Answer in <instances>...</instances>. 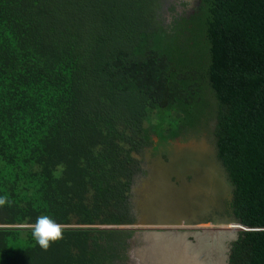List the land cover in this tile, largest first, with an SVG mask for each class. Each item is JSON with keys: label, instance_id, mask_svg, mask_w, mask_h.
Masks as SVG:
<instances>
[{"label": "trees", "instance_id": "1", "mask_svg": "<svg viewBox=\"0 0 264 264\" xmlns=\"http://www.w3.org/2000/svg\"><path fill=\"white\" fill-rule=\"evenodd\" d=\"M205 127L258 228L229 264H264V0H0V264H127L135 229L100 226L136 222L145 147Z\"/></svg>", "mask_w": 264, "mask_h": 264}, {"label": "rangeland", "instance_id": "2", "mask_svg": "<svg viewBox=\"0 0 264 264\" xmlns=\"http://www.w3.org/2000/svg\"><path fill=\"white\" fill-rule=\"evenodd\" d=\"M212 129L213 127L209 128H201V131H191L188 133L183 134V136L179 137L177 140H173L171 143V151H170V163H166L165 165H169V167H175L178 166L179 164H184V167H189L188 169L185 168L186 170H182L181 173H176L172 169V171H169V173L166 174V180L161 177L159 179V170L155 168V166L159 168V163L161 165V171L162 167L164 166L163 160L166 161V159L162 156L161 154V162L156 160H159L158 156V151H152L148 150L147 152V162L149 161V166L151 167V178L149 176L144 177L141 179L134 187H133V195H132V207H133V212L135 211V216L137 217L136 222L132 225L135 226V232L132 238L130 239V250H129V260L127 264H161V241H157L156 236L155 239L151 237V235L154 232H147L148 230H154L153 228L156 227H161L160 229L162 231L168 232V233H174L171 232L173 230L175 231H182L180 232L181 234L187 233L190 229H184L186 228H209V227H229L232 225L233 222L226 223L229 219L233 218V212L231 208V202H232V196H233V185L228 179L227 172L224 169V166L220 162L218 156H217V150H216V145H215V140L214 136L212 134ZM163 149H161L162 151ZM190 155L192 157H195L197 159H192L190 156L186 158L187 155ZM159 157V158H158ZM186 159V160H185ZM185 160V161H184ZM207 162H205V161ZM192 161H196L198 163V166L203 167L207 164L213 165V169L216 172L218 178L222 180L224 183V195H223V204L224 208L219 210V208L216 210H213L214 214H206L203 218H201L200 222H197L195 224H192L193 221L191 222V225H186L184 223L180 224H161V220H157L155 218V221L148 220V217L145 213V206L143 204L145 202H148L149 204L154 205L156 208L160 209L161 203L158 204V206L155 204V201H152L153 196L155 194H158L159 187L161 188V193L164 189H167L168 191L163 192L162 194L164 196H167L168 193L170 192H176V189L180 188L182 185L185 187L191 183L194 182V173L193 171L189 170L190 166L189 163ZM156 163V164H155ZM176 163V164H175ZM201 165H200V164ZM178 164V165H177ZM163 165V166H162ZM203 165V166H202ZM168 172V171H167ZM205 174L201 173V176L203 177ZM174 176V177H173ZM162 180V181H161ZM164 182V185H163ZM148 184H153L154 187L156 188L155 191H150L147 193V186ZM165 186V188H162ZM151 193V195H150ZM148 194V195H147ZM146 198H148L146 200ZM153 207V206H151ZM150 207V208H151ZM154 207V211L150 209L151 213H156ZM158 210V211H159ZM149 210H147L148 212ZM159 213H161L159 211ZM208 213V212H207ZM216 215V217H215ZM214 217L217 219L218 218V223L215 222ZM222 221V223H221ZM190 224V223H187ZM163 227V228H162ZM236 227V225H235ZM149 228V229H148ZM194 230V229H193ZM156 233V232H155ZM167 234V233H164ZM161 235V234H158ZM192 234L188 235V238L190 239ZM194 238L192 237L191 240ZM156 240V243L154 241ZM153 242V243H152ZM160 243V244H159ZM152 244V245H151ZM155 244V245H154ZM160 245V246H159ZM151 246V247H150ZM154 246V248L152 247ZM156 251V252H154ZM154 252V253H153ZM160 254H159V253ZM156 254V255H154ZM219 254H215V257L211 259L215 260ZM208 256V255H207Z\"/></svg>", "mask_w": 264, "mask_h": 264}, {"label": "bare ground", "instance_id": "3", "mask_svg": "<svg viewBox=\"0 0 264 264\" xmlns=\"http://www.w3.org/2000/svg\"><path fill=\"white\" fill-rule=\"evenodd\" d=\"M189 166H190V169L194 171V175H195L193 184L179 191L170 192L168 193L167 196H164L162 193L168 190L167 189L163 190L161 193V198H160L161 199V206H160L161 210H159L154 205L149 204L147 202V205L149 207H146V209L149 211L147 212V210L145 209V213L149 221L150 220L155 221V218H156L157 220L159 219L161 220V224L191 223L192 221L196 219L204 217L207 214V212L210 210L209 208L211 207V205H214V206L218 205V199H220L221 194L224 193L225 189L223 185L224 183L222 182V180L218 178L216 172L213 169V165L207 164L203 168V167L198 166V163L196 161H192L189 163ZM182 168L188 169L189 167H182ZM179 170H181V168ZM201 173L206 175V180H205L206 183L202 182L203 180L201 179L202 177ZM148 185L149 186H147V189H149L150 191L156 190L154 185L152 184H148ZM163 185H164V182H163ZM205 186H208V189H206ZM195 192L196 194L194 195ZM207 192L208 194L211 195L212 200L208 199ZM150 197L151 196H149L148 198L152 202V199H151L152 197L151 198ZM148 198H146V200ZM155 204L158 206L159 203L156 202ZM154 207H155L156 213L150 214L149 213L151 212L150 209ZM158 210L161 213H159ZM230 226L235 227V225L233 224ZM156 236H160V237H157V241H161V264H222V260H221L222 257L212 260L210 257L206 256L205 251H207V246H205L206 244H204L203 246L201 245L205 243L206 240L205 238L203 240V237L201 236H200V240L198 241V244L195 245V247L191 246L188 243L189 238H188L187 233L185 234L167 233V234H161V235H158V233H153L151 235L153 239H155ZM219 240H222V238L220 237ZM154 243H156V240L154 241ZM199 245L201 246L198 247ZM152 247L154 248V246Z\"/></svg>", "mask_w": 264, "mask_h": 264}, {"label": "flooded vegetation", "instance_id": "4", "mask_svg": "<svg viewBox=\"0 0 264 264\" xmlns=\"http://www.w3.org/2000/svg\"><path fill=\"white\" fill-rule=\"evenodd\" d=\"M179 138V137H178ZM178 138H175V139H173V140H177ZM173 140H170L169 141V143H167V144H165V145H158V140L157 139H155V141H154V143L151 145V146H148V147H145V149H144V154H143V162H142V165H141V167H142V171H141V173L139 174V175H137V177H136V179H135V183L133 184V187L141 180V179H143L144 177H147V176H149L150 178H151V173L153 172V171H151V167L149 166V161L147 162L146 160L148 159L147 158V152H148V150H152V151H158V156L160 157H158L159 158V160H156L155 162L157 163V161H160L161 162V154H162V156L166 159V161H164L163 160V164H164V166L162 167V171H161V165H160V163H159V168H158V166L156 167L155 166V168L156 169H158L159 170V175H158V177H159V179H161V177L163 178V179H165L166 180V174L167 173H169V171H172V169L174 170V172H176V173H181L182 172V170H186V169H184V168H182V167H184L185 165L184 164H177L178 166H176L175 167V165H174V167H169L170 166V164H171V162H169L170 161V158H169V155H170V151L172 150L171 149V143H172V141ZM161 149H163L162 151H161ZM217 149V148H216ZM190 155L188 154L187 156H186V158L187 157H189ZM218 156V155H217ZM192 159H197V158H195V157H192V156H190ZM186 160V159H185ZM184 160V161H185ZM205 161V160H204ZM206 162V161H205ZM155 163V164H156ZM166 163H170L169 165H165ZM207 163V162H206ZM176 164V163H175ZM181 168V170H179ZM189 170H191V171H193L192 169H189ZM164 171V172H163ZM168 171V172H167ZM193 173H194V171H193ZM174 177V176H173ZM194 179H195V177H194ZM201 179L203 180L202 182H205V180H206V175H204L203 177H201ZM167 181V180H166ZM206 183V182H205ZM193 183H191V184H188L186 187H185V185L184 186H181V189H183V188H187V187H189L190 185H192ZM153 185V184H152ZM133 187H132V194H134L133 193ZM206 187V189H208V186H205ZM163 188H165V186H163ZM159 189L160 190H158V194L156 195L155 194V196H153V199L154 198H156V199H154V200H152V201H155V203L157 202V203H161V188L159 187ZM168 189V188H167ZM179 189V188H178ZM178 189H176V191L178 190ZM165 190V189H164ZM155 192H156V190H154ZM160 191V192H159ZM209 191V190H208ZM149 192V189H147V193ZM196 194V192L194 193V195ZM209 195V196H208ZM223 195H224V193H222L221 194V199H218V205L217 206H214V205H211V207L209 208L210 210L208 211V213L207 214H214L213 213V210L214 209H218L219 208V210H221V209H223L224 208V204H223V201H222V199H223ZM207 197H208V199L210 200H212V198H211V195L210 194H208V192H207ZM197 198V197H196ZM210 205V204H209ZM143 206H145V207H149L148 205H147V202H145L144 204H143ZM146 209V208H145ZM147 210V209H146ZM153 210H154V208H153ZM233 212V211H232ZM134 213H135V211H134ZM215 217H216V215H215ZM214 217V219L216 220V218ZM201 218H203V217H201ZM201 218H199V219H196V220H194L193 221V223L192 224H195V223H197V222H200L201 221ZM136 220H137V217H136ZM218 220V219H217ZM184 224H186V225H188L187 223H184ZM192 224L190 223L189 225H191L192 226ZM161 227H156V228H153L154 230H148L147 232H159V233H161V232H165V231H162L161 229H160ZM163 228V227H162ZM207 228V227H206ZM210 228V227H209ZM149 229V228H148ZM184 229H190L188 232H194V231H203L205 228L204 227H200V228H198V229H196V230H193V229H195V227L194 228H186V227H184ZM171 232H174V233H180V232H182V231H175V230H173V231H171ZM191 238H192V236H191ZM190 238V239H191ZM217 253L219 254V255H217L216 257L217 258H221L222 257V252L220 251H217ZM216 253V254H217ZM219 256V257H218Z\"/></svg>", "mask_w": 264, "mask_h": 264}, {"label": "water", "instance_id": "5", "mask_svg": "<svg viewBox=\"0 0 264 264\" xmlns=\"http://www.w3.org/2000/svg\"><path fill=\"white\" fill-rule=\"evenodd\" d=\"M220 162L222 163L221 160H220ZM179 190H181V188H179L177 191H179ZM221 197H220V199H221ZM229 221L233 222L232 224L236 225V227H231V226L225 227V228H223V227H210V228H205L203 231L187 232V235L192 234V237L194 238L193 240L189 239L188 243L191 246L195 247V245H197L198 241L200 240V236L203 237V240L205 238L206 242L201 244V245L203 246L204 244H206L205 246H207V251L204 250L206 253V256L208 255V257H210V258L211 257L214 258L217 251H219V252L221 251L223 253L222 258H221L222 264H229V252L231 249V245H232V242L238 238L239 231L240 230L258 229V228H250V227L244 226L234 215H233V218L226 221V223H229ZM215 222L218 223V220L216 219ZM132 225H107V226H100V227L134 229L135 226H132ZM76 226H78V225H76ZM196 229L197 228H195L194 230H196ZM156 233L164 234V233H168V232L159 233L156 231ZM220 237L222 238V240H219ZM201 245H199L198 247H200Z\"/></svg>", "mask_w": 264, "mask_h": 264}, {"label": "clouds", "instance_id": "6", "mask_svg": "<svg viewBox=\"0 0 264 264\" xmlns=\"http://www.w3.org/2000/svg\"><path fill=\"white\" fill-rule=\"evenodd\" d=\"M6 203L3 197H0V205ZM62 224L57 222L49 215H39L31 226V236L36 244L44 250L50 246V243L62 238Z\"/></svg>", "mask_w": 264, "mask_h": 264}]
</instances>
